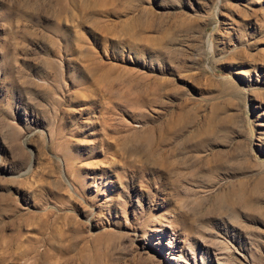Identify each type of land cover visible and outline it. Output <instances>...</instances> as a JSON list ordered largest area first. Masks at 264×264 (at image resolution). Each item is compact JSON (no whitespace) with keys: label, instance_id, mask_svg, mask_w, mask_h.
<instances>
[{"label":"rangeland","instance_id":"1","mask_svg":"<svg viewBox=\"0 0 264 264\" xmlns=\"http://www.w3.org/2000/svg\"><path fill=\"white\" fill-rule=\"evenodd\" d=\"M0 264H264V0H0Z\"/></svg>","mask_w":264,"mask_h":264}]
</instances>
